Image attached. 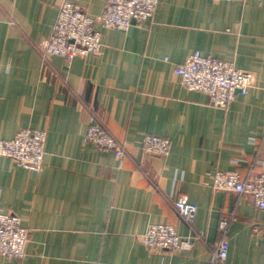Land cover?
Masks as SVG:
<instances>
[{
	"label": "crops",
	"instance_id": "crops-1",
	"mask_svg": "<svg viewBox=\"0 0 264 264\" xmlns=\"http://www.w3.org/2000/svg\"><path fill=\"white\" fill-rule=\"evenodd\" d=\"M65 1L91 18L107 0H0V140L47 133L40 171L0 160V211L29 230L22 259L0 264H208L223 239L227 264H264V210L217 191L212 175L264 170V0H159L154 17L129 30L100 26L98 55L70 67L39 48ZM194 52L252 72L255 86L227 109L185 88L174 73ZM100 124L125 144L122 160L85 142ZM169 140L166 157L142 151L145 136ZM197 208L190 228L173 202ZM227 220L226 233L220 231ZM172 226L188 251L151 250L140 238Z\"/></svg>",
	"mask_w": 264,
	"mask_h": 264
},
{
	"label": "built area",
	"instance_id": "built-area-1",
	"mask_svg": "<svg viewBox=\"0 0 264 264\" xmlns=\"http://www.w3.org/2000/svg\"><path fill=\"white\" fill-rule=\"evenodd\" d=\"M158 2L159 0H107L104 12L97 18H91L79 5L65 1L59 8L49 40L39 48L40 55L46 63L55 56L61 57L67 67L77 57L98 55L102 44L97 25L103 29L127 31L134 25L151 20ZM174 73L185 88L206 94L212 106L224 110L234 102L238 94L247 95L256 82L254 73L238 70L231 63L219 61L213 56H203L200 52H194L185 62L176 66ZM46 139L47 133L44 130L25 129L12 140H0V160L10 158L19 167L40 171L44 164ZM84 140L101 151L112 153L120 160L127 156L125 144L100 124L90 126ZM142 151L148 156L164 158L170 151L169 140L159 136H145ZM211 179L214 190L248 196L258 210H264V170L251 171L246 180H242L237 171H217ZM173 207L192 228L197 208L188 198H177ZM227 224V220H222V234L226 233ZM253 232L264 236V226L254 225ZM28 240L29 230L22 225L21 218L0 211V255L8 260L22 259ZM140 240L151 250L182 252L190 250L194 241H203V236L195 233L192 238H182L172 226L153 225ZM228 251L229 242L223 238L212 251L208 264H227Z\"/></svg>",
	"mask_w": 264,
	"mask_h": 264
}]
</instances>
